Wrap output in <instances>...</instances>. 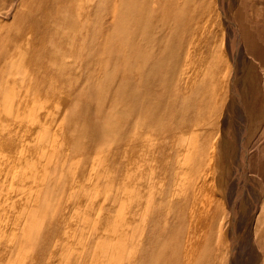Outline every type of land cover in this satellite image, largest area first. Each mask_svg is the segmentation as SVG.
<instances>
[{
	"label": "rangeland",
	"instance_id": "1",
	"mask_svg": "<svg viewBox=\"0 0 264 264\" xmlns=\"http://www.w3.org/2000/svg\"><path fill=\"white\" fill-rule=\"evenodd\" d=\"M0 118V264H264V0H0Z\"/></svg>",
	"mask_w": 264,
	"mask_h": 264
},
{
	"label": "bare ground",
	"instance_id": "2",
	"mask_svg": "<svg viewBox=\"0 0 264 264\" xmlns=\"http://www.w3.org/2000/svg\"><path fill=\"white\" fill-rule=\"evenodd\" d=\"M32 41H33V40H32ZM35 98H36V97H35ZM43 99H44V97L42 96L39 100H43ZM31 100H33V101L30 102V105H29L30 108L28 107V113L31 111V107L34 106V104H31V103H34V102L37 101L36 99H31ZM35 105H36V104H35ZM39 105H40V104H39ZM41 106H42V110H43L44 107H45V103L42 102ZM20 109H21V108H19V109L17 110V113H15L14 117L11 115V119H10L8 125H7L8 128H9V130H8L7 135H6V136H7L6 139H7L9 142L12 143L13 148L16 147V145L14 144V142L17 141V140H18V142H21L22 146L24 145V142H27V134H28V133H21V132L16 131V130L14 131V129H13V126H14V124L16 123L15 121H18V122H19V121H22L23 113H24V107H23V111L20 110ZM3 119H4V118H0V125L2 124V122H5ZM41 123H42V122H41ZM41 123H40L39 125H41ZM3 124H6V123H3ZM0 127H1V128H0V132H2V131H3V126L1 125ZM5 128H6V126H5ZM5 132H6V131H5ZM5 134H6V133H5ZM1 139H2V138H1V135H0V140H1ZM203 140H204V139H203ZM203 140H202V141H203ZM141 142H142V141H141ZM179 142H180V140H179ZM206 142H208V141L206 140ZM138 143H139V142H138ZM178 144H179V143H178ZM161 145H162V144H161ZM145 146H146V145H145ZM145 146H144V147H145ZM183 146H184V145H183ZM178 147H179V146H178ZM242 149H243V148H242ZM5 151H6V150H5ZM172 152H173V150H172ZM172 152H171V153H172ZM165 155H166V154H165ZM165 157H166V156H165ZM165 157H164V158H165ZM194 157H195V156H194ZM195 158H197V157H195ZM173 159H174V158H173ZM164 160H165V159H164ZM164 160H163V161H164ZM19 161H20V160H19ZM19 161H18V164L21 162V161H20V162H19ZM163 161H162V162H163ZM195 161H196V160H195ZM167 162H170V161H167ZM171 162H173V161L171 160ZM197 162H198V159H197ZM195 163H196V162H195ZM200 163H201V162H200ZM148 164H149V163H148ZM161 165H162V164H161ZM161 165H160V166H161ZM169 168H170V167H169ZM193 168H194V164H193ZM196 168H197V170H199V164L196 165ZM151 169H152V168H151ZM159 169H160V168H159ZM152 170H153V169H152ZM187 170H188V168L185 169L186 172H187ZM194 170H195V169H194ZM165 171H166V170H165ZM166 172H167V171H166ZM188 172H189L188 174H189L190 176H189V178L187 177V178H188L187 183H189V184L191 185L190 178H191V177L194 178V172H193V170H192L191 168H190V170H188ZM168 173H169V172H168ZM173 173H174V171H173ZM179 173H180V170H179ZM164 175H165V174H164ZM192 175H193V176H192ZM167 176H168V175H167ZM187 176H188V175H187ZM12 178H14V177H12ZM164 178H165V177H164ZM172 178H173V177H172ZM147 179H148V178H147ZM194 179L196 180V178H194ZM199 179H200V177H199ZM201 179H203V178L201 177ZM201 179H200V180H201ZM165 180H166V179H165ZM165 180H164V181H165ZM167 180H168V179H167ZM167 180H166V181H167ZM200 180H199V181H200ZM196 181H198V180H196ZM199 181H198V182H199ZM165 183H166V182H165ZM199 183H200V182H199ZM199 183H198V184H199ZM161 184H162V183H161ZM166 184H167V183H166ZM198 184H197V185H198ZM164 185H165V184H164ZM191 186H192V185H191ZM191 186H190V187H191ZM198 186H199V185H198ZM198 186H197V187H198ZM204 186H205V185H204ZM162 187H163V186H162ZM197 187H193V188H194V191L192 190V192H193V193H196V196H197L198 198L205 197L204 195H202L204 192H203V193H201V191H200V192H196V189H195V188H197ZM204 188H205V187H204ZM204 188H203V189H204ZM204 190H205V189H204ZM161 191H162V190H161ZM207 191H208V190H207ZM188 192H189V189H188ZM163 193H164V191H163ZM163 193H162V196H163ZM190 194H191V191H190ZM190 194H189V195H190ZM186 196H187V195H186ZM183 197H184V196H183ZM183 197H182V198H183ZM190 197H191V196H190ZM186 198H188V197H186ZM207 198H208V197H207ZM161 199H162V198H161ZM184 199H185V198H184ZM189 199H191V198H189ZM194 200H195V199H194ZM197 200H199V199H197ZM207 200H208V199H207ZM182 201H183V200H182ZM184 201H185V200H184ZM184 201H183V202H184ZM187 202L189 203V201H187ZM190 202H191V201H190ZM188 203H186V205H187ZM195 203H196V201H195ZM173 205H174V204H173ZM179 205H181V204H179ZM188 205H189V204H188ZM197 205H198V203H197ZM167 206H168V205H167ZM201 207H202V206H200V208H201ZM170 208L172 209V206H171ZM185 208H188V206H187V207H184V209H185ZM203 208H204V207H203ZM201 210H202V212H204L203 209H201ZM169 211H170V210H169ZM169 211H168V213H170ZM183 211H184V210H183ZM185 212H186V211H185ZM182 213H183V212H182ZM204 213H205V212H204ZM183 214H184V213H183ZM184 216H185V214H184ZM186 217H187V216H186ZM180 223H181V222H180ZM207 223H208V222H207ZM207 223H206V224H207ZM192 224H193V223H192ZM192 224H191V225H192ZM193 225H194V224H193ZM204 226H206V225H204ZM207 226H208V225H207ZM187 229H188V228H187ZM185 230H186V229H185ZM199 230L201 231V229H199ZM187 231H188V230H187ZM191 231H194V230H191ZM195 232H196V231H195ZM195 232H194V233H195ZM199 234H200V232H199ZM190 235H191V234H190ZM192 236L194 237V234H193ZM197 236H198V235H197ZM197 236H196V237H197ZM202 236H203V235H202ZM189 237H191V236H189ZM189 239H190V238H189ZM191 240H193V239H191ZM195 240H196V239H195ZM206 240H207V239H206ZM192 242H194V240H193ZM172 244H173V243H172ZM195 244H196V243H195ZM205 244H206V243H205ZM205 244H204V245H205ZM246 244H247V243H246ZM207 245H208V244H207ZM247 245H248V244H247ZM183 246H184V245H183ZM188 246H189V245H187V247H188ZM190 247H191V246H190ZM193 247H194V246H193V243H192V247H191V248L194 250L195 248H193ZM198 247H199V245H198ZM191 248H190V250H191ZM203 248H204V246H203ZM181 252H182V251H181ZM189 252H190V251H189ZM189 252H187V253H189ZM194 252H195V250H194ZM196 253H198V252H195V254H196ZM190 254H192V251H191ZM195 254H194V255H195ZM179 256H180V255H179ZM187 256H188V254H187ZM187 256H186V257H187ZM196 258H197V257H196ZM198 259H199V258H198ZM192 260H193V259H192ZM188 261H189V260H188ZM190 261H191V260H190ZM197 261H198V260H197ZM189 263H190V262H189ZM195 263H196V262H195Z\"/></svg>",
	"mask_w": 264,
	"mask_h": 264
},
{
	"label": "crops",
	"instance_id": "3",
	"mask_svg": "<svg viewBox=\"0 0 264 264\" xmlns=\"http://www.w3.org/2000/svg\"><path fill=\"white\" fill-rule=\"evenodd\" d=\"M250 67V66H249Z\"/></svg>",
	"mask_w": 264,
	"mask_h": 264
}]
</instances>
